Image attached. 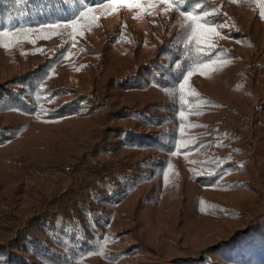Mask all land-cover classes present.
I'll use <instances>...</instances> for the list:
<instances>
[{
	"label": "trees",
	"instance_id": "trees-1",
	"mask_svg": "<svg viewBox=\"0 0 264 264\" xmlns=\"http://www.w3.org/2000/svg\"><path fill=\"white\" fill-rule=\"evenodd\" d=\"M0 0V264H264V0Z\"/></svg>",
	"mask_w": 264,
	"mask_h": 264
},
{
	"label": "snow or ice",
	"instance_id": "snow-or-ice-1",
	"mask_svg": "<svg viewBox=\"0 0 264 264\" xmlns=\"http://www.w3.org/2000/svg\"><path fill=\"white\" fill-rule=\"evenodd\" d=\"M112 2L113 3H116V2H119V3H121V4H123V5H127V6H136V7H139L140 5H132V4H130V0H112ZM164 2L165 3H168L169 2V0H164Z\"/></svg>",
	"mask_w": 264,
	"mask_h": 264
}]
</instances>
